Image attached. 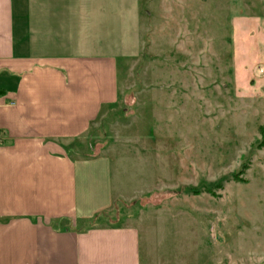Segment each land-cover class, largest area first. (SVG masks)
Instances as JSON below:
<instances>
[{
  "label": "rangeland",
  "instance_id": "374dc122",
  "mask_svg": "<svg viewBox=\"0 0 264 264\" xmlns=\"http://www.w3.org/2000/svg\"><path fill=\"white\" fill-rule=\"evenodd\" d=\"M147 11L146 58L120 65L83 146L111 158L114 217L139 228L142 264H264V0Z\"/></svg>",
  "mask_w": 264,
  "mask_h": 264
},
{
  "label": "crops",
  "instance_id": "0c3cea01",
  "mask_svg": "<svg viewBox=\"0 0 264 264\" xmlns=\"http://www.w3.org/2000/svg\"><path fill=\"white\" fill-rule=\"evenodd\" d=\"M148 16L147 0H0V264H142L111 158L83 146L120 65L146 58Z\"/></svg>",
  "mask_w": 264,
  "mask_h": 264
}]
</instances>
